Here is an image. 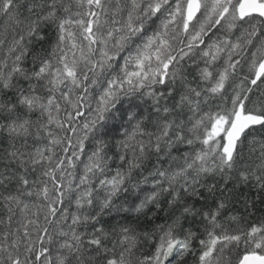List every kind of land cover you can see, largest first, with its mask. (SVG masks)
Here are the masks:
<instances>
[{
	"label": "snow or ice",
	"instance_id": "snow-or-ice-1",
	"mask_svg": "<svg viewBox=\"0 0 264 264\" xmlns=\"http://www.w3.org/2000/svg\"><path fill=\"white\" fill-rule=\"evenodd\" d=\"M257 212L264 0H0V264H264Z\"/></svg>",
	"mask_w": 264,
	"mask_h": 264
},
{
	"label": "trees",
	"instance_id": "trees-1",
	"mask_svg": "<svg viewBox=\"0 0 264 264\" xmlns=\"http://www.w3.org/2000/svg\"><path fill=\"white\" fill-rule=\"evenodd\" d=\"M262 218H264V217L261 216V213L257 212L256 215L248 218V225L247 226L250 227L251 224H259L261 222ZM242 254H243V245H241L240 249L237 252V255H242ZM188 259L190 261L192 258L189 257Z\"/></svg>",
	"mask_w": 264,
	"mask_h": 264
}]
</instances>
